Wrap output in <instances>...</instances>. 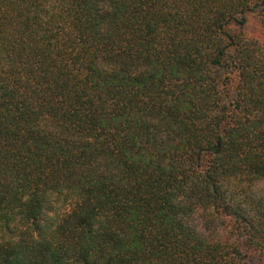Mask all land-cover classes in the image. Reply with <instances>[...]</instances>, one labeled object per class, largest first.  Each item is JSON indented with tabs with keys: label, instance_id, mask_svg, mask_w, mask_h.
I'll return each mask as SVG.
<instances>
[{
	"label": "trees",
	"instance_id": "obj_1",
	"mask_svg": "<svg viewBox=\"0 0 264 264\" xmlns=\"http://www.w3.org/2000/svg\"><path fill=\"white\" fill-rule=\"evenodd\" d=\"M0 264H264V0H0Z\"/></svg>",
	"mask_w": 264,
	"mask_h": 264
}]
</instances>
